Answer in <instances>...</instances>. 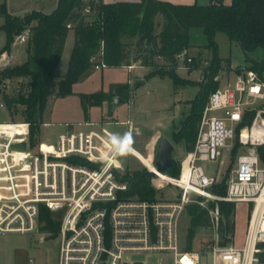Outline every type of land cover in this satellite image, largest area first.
<instances>
[{
    "label": "built area",
    "instance_id": "built-area-1",
    "mask_svg": "<svg viewBox=\"0 0 264 264\" xmlns=\"http://www.w3.org/2000/svg\"><path fill=\"white\" fill-rule=\"evenodd\" d=\"M24 40L23 33L17 34L13 45ZM5 54L0 73L12 66L13 56ZM11 79L5 78L3 86ZM263 101L264 78L250 68L213 91L180 174L156 171L155 154L148 156L153 168L145 169L156 172L150 185L156 190L178 188L175 196L156 194L152 199L128 194L120 156L111 158L110 122L73 124L55 142L36 146L30 142L28 122L0 123V234L41 233L43 240L52 236L41 230L45 208L61 222L54 235L61 239L59 264H203V258L206 264H264V164L258 150L264 146ZM120 123L130 125L129 133L134 129L130 121ZM7 124L18 129L7 133ZM236 139L248 151L237 155L226 179L227 192L219 195L213 188L224 180L232 160L224 151L233 153ZM200 162L218 163V168L208 174ZM206 200L216 201L209 209L215 238L200 251L188 249L182 216L187 205L205 206ZM220 200L253 204L241 243L235 237L221 242ZM140 255L156 261L135 258Z\"/></svg>",
    "mask_w": 264,
    "mask_h": 264
},
{
    "label": "trees",
    "instance_id": "trees-1",
    "mask_svg": "<svg viewBox=\"0 0 264 264\" xmlns=\"http://www.w3.org/2000/svg\"><path fill=\"white\" fill-rule=\"evenodd\" d=\"M91 14L87 21L85 10ZM0 15L5 18L1 27L7 41L0 50V56L11 51L17 34L29 29L28 58L20 64L5 68L0 73V93L11 115L16 107H25L23 116L30 124V142L39 143V133L43 124V115L49 98L56 94L65 97L74 93V85L97 68V66L123 67L134 63L150 70L149 76H170L176 86L198 85L197 95L189 101L190 110L185 114L179 127L173 131L172 138L182 143L186 151H191L196 143L198 129L210 94L220 87L215 77L228 65L230 71L240 72L239 66L232 68V60L220 55L216 35L225 33L242 48L248 68L264 74V54L257 58L258 49L264 50V0H211L207 5H179L163 0L116 1L104 0H59L51 13L34 10L23 17L9 13L6 3L0 5ZM162 18V30L158 33V19ZM35 25L30 26L32 22ZM201 29L206 47L212 49V57L204 68L205 81L198 82L182 77L178 71L192 73L200 68V62L192 57L193 30ZM70 30L75 31V45L71 53L67 72L58 79L57 69L62 60ZM191 59V62L188 60ZM225 62V64H223ZM30 78L28 90L11 96L1 88L5 78ZM131 85L127 82L112 83L109 92L81 93L86 108L101 106L121 96L130 99ZM253 117V113L251 114ZM240 148L237 142L233 157ZM264 164V146L258 148ZM232 157V158H233ZM181 161L174 159L170 174L178 176ZM143 172L126 171L123 176L128 180V194L140 198L152 199L157 190L150 185ZM219 195L227 192L226 183L213 188ZM214 208L216 201H210ZM220 210L219 234L223 244L233 240L236 233L234 202L217 201ZM253 204H250V210ZM210 208L199 203L187 205L189 215L187 248L192 249L193 239L200 227L211 226ZM42 231L54 236L61 222L54 220L49 210L43 209Z\"/></svg>",
    "mask_w": 264,
    "mask_h": 264
},
{
    "label": "rangeland",
    "instance_id": "rangeland-1",
    "mask_svg": "<svg viewBox=\"0 0 264 264\" xmlns=\"http://www.w3.org/2000/svg\"><path fill=\"white\" fill-rule=\"evenodd\" d=\"M25 0H0V5L8 3L10 8L15 10L18 3ZM172 4H200L207 5L211 0H163ZM226 3H231V0H225ZM35 0H30L28 5L36 4ZM16 5V6H15ZM85 15L90 21L91 14L89 10H85ZM26 16V15H25ZM3 22V17L0 15V25ZM157 31L162 30L163 20L158 19ZM24 32V31H23ZM22 32V33H23ZM216 40L219 44L220 55L222 57L230 58L234 65L245 67L247 65L245 54L241 46L231 40L225 33L219 32L216 35ZM5 34L0 33V49L5 42ZM193 48L190 49L192 57H195L200 62V68L193 71L191 74L186 70H179L178 73L192 81L203 82L205 81L204 68L209 64L212 57V49L206 47L205 36L201 29L193 30L192 38ZM72 47L67 49V55L62 60L58 69V79L63 77L67 72L69 60L71 56ZM16 52V58L12 60V66L20 65L26 58V43L20 42L18 46L12 47L9 53ZM8 52V51H7ZM263 49H258L255 53L256 56H262ZM224 61L223 64H225ZM150 70L141 66H136L134 69L129 70L127 67H97L86 76L83 80L74 85V93L65 97H57L56 94L52 95L43 115V122L50 123V127L42 126V132L39 133V142H55L59 137V133L66 132L73 128V124L85 122L86 120L110 122L107 126L114 134L123 135L129 133V124H121L120 122L130 121L134 129L131 132L133 139V151L124 156H120V160L124 167V172L131 173L143 172L145 165L151 167L150 154H155L158 138L161 135L167 136L173 141L176 146L174 158L182 160L187 152L182 143H176L172 134L180 122L184 119L185 114L190 110L189 101L193 100L197 95L200 87L198 85L176 86L170 76H149ZM228 65H225L224 70L220 72L219 81L220 86L224 87L229 82L234 80V76L229 73ZM230 75V77H229ZM131 82L130 99L121 105L114 106L112 101H105L101 106H90L88 109L84 105L81 93L93 92H109L112 83ZM145 80V82H140ZM30 78L28 77H15L12 78L7 86H1L5 92L11 96L17 95L20 91L26 92L28 90ZM3 96V95H2ZM1 100V94H0ZM1 103V102H0ZM4 107L0 106V122H25L23 116L24 106L18 105L16 107V114L11 115L5 103ZM114 115V116H112ZM67 124L69 126L67 127ZM3 128L11 129L9 132L13 134L15 125L7 124ZM231 143V140L228 141ZM237 144V139L235 140ZM239 148L238 153L233 157L231 149L225 150L224 155L232 158L229 168L226 172L224 180L221 182L226 183L227 176L230 174L231 169L236 163L237 155L247 152L248 148L244 150ZM205 171L210 174L218 168V163L200 162ZM220 184V183H219ZM154 189L155 187L152 186ZM178 188L173 185H168L165 188L158 189L157 194L166 196H175ZM203 200V199H202ZM235 223L236 233L235 242L241 243L244 239L248 218L250 216V205L246 203H235ZM201 205V204H200ZM204 205L208 208L210 203L206 200ZM203 206V205H201ZM203 206V207H205ZM189 226V215L185 212L181 220V230L184 236H187ZM45 232V231H44ZM44 234L31 233V234H0V264H20L22 253L27 257H22L28 264H59V249L61 239L59 236H46L45 240H41ZM215 238V229L211 225L209 227H200L196 231L193 239V250H202V246L210 243ZM188 244V240H187ZM135 258L147 260L149 262L156 261V257L147 258L144 255ZM32 259V262L30 261ZM203 264H206V258H203Z\"/></svg>",
    "mask_w": 264,
    "mask_h": 264
},
{
    "label": "crops",
    "instance_id": "crops-1",
    "mask_svg": "<svg viewBox=\"0 0 264 264\" xmlns=\"http://www.w3.org/2000/svg\"><path fill=\"white\" fill-rule=\"evenodd\" d=\"M58 1L59 0H35V2L34 3H36V4H31V5H28V3L30 2V0H25L24 2H22V3H18L17 4V6H16V8H15V10L13 9V8H10V6H9V4L8 3H6L7 4V7H8V11H9V13L10 14H12L13 16H19V17H24L25 15H27L28 13H31L32 11H34V10H38V11H44V12H46V13H51L52 11H54L55 9H56V7H57V5H58ZM106 3H112V2H116V1H139V0H104ZM226 2V1H225ZM179 5H186V4H179ZM3 17V16H2ZM5 23V18L3 17V22L1 23V25H0V33L2 34H5V40L7 41V36H6V33L3 31V30H1V27L3 26V24ZM36 24V22L34 21V22H32V24L30 25V26H33V25H35ZM23 34H24V36H25V40L24 41H22V42H25L26 43V58H25V60L23 61V63L27 60V58H28V53H27V48H28V42H29V29H26L24 32H23ZM75 40H76V37H75V31L74 30H70V32H69V34H68V37H67V41H66V46H65V50H64V54H63V57H62V60L66 57V55H67V49H68V45H69V47H72V50H73V48H74V45H75ZM6 41L4 42V44L2 45V48L5 46V44H6ZM20 43V42H19ZM18 43V44H19ZM18 44L17 45H12V47H16V46H18ZM1 48V49H2ZM0 49V50H1ZM72 50H71V53H72ZM5 53H8V54H10V55H12L13 56V61H14V59L16 58V52L14 51L12 54L11 53H9V52H4L1 56H0V62L3 60V59H5L6 58V56H7V54H5ZM263 56V55H262ZM262 56H256L258 59L259 58H262ZM71 57V56H70ZM222 57V56H221ZM224 58V57H223ZM62 60H61V62H60V64L62 63ZM70 61V60H69ZM247 62V61H246ZM60 64H59V66H58V69H59V67H60ZM135 64V67L136 66H140L139 64H137V63H134ZM232 68H236V67H238V66H236V65H234L233 64V62H232ZM123 67H127V66H123ZM141 67H143V66H141ZM240 67V66H239ZM249 67V65H248V63H247V65L245 66V67H240V68H248ZM144 68V67H143ZM58 69H57V75H59L58 74ZM127 69L129 70V73L131 72V70L127 67ZM134 69V68H133ZM230 74H232L233 76H234V78H235V74H236V72L235 71H230L229 72ZM59 77V76H58ZM229 77H230V75H229ZM263 78H264V74H263ZM140 82L142 83V81L140 80ZM127 83H130V85H131V82H130V79L127 81ZM1 94V93H0ZM0 106L1 107H4V102H3V96H2V94H1V100H0ZM263 103H264V101H263ZM112 116H114V115H112ZM86 121H91V120H86ZM85 121V122H86ZM0 123H3V122H0ZM46 126V127H50V123H48V122H43V124L41 125V129H40V133L42 132V126ZM5 129V131L7 132V133H10L9 131L11 130V129H6V128H4ZM63 132H61V133H59V135H61ZM58 135V136H59ZM58 139V138H57ZM56 139V140H57ZM133 147V146H132ZM41 240L43 241V238H41ZM22 255L23 256H21V259H20V264H28L27 262H26V260L24 261V259H25V257H27V255L24 253H22ZM22 257H24V259L22 258ZM30 261L32 262V259H30Z\"/></svg>",
    "mask_w": 264,
    "mask_h": 264
},
{
    "label": "water",
    "instance_id": "water-1",
    "mask_svg": "<svg viewBox=\"0 0 264 264\" xmlns=\"http://www.w3.org/2000/svg\"><path fill=\"white\" fill-rule=\"evenodd\" d=\"M26 22V16L23 17ZM145 82V80H142ZM126 100L121 96H115L113 98V105L118 106L124 103ZM176 146L171 139L165 135H161L158 138L156 151L154 155V161L156 166V171L163 174H170L171 168L174 164V154ZM156 172L145 169L142 173V177H148L150 180L155 177Z\"/></svg>",
    "mask_w": 264,
    "mask_h": 264
},
{
    "label": "clouds",
    "instance_id": "clouds-1",
    "mask_svg": "<svg viewBox=\"0 0 264 264\" xmlns=\"http://www.w3.org/2000/svg\"><path fill=\"white\" fill-rule=\"evenodd\" d=\"M108 144L110 147L111 158L116 156L128 155L133 151V139L131 133L111 134L109 136Z\"/></svg>",
    "mask_w": 264,
    "mask_h": 264
},
{
    "label": "bare ground",
    "instance_id": "bare-ground-1",
    "mask_svg": "<svg viewBox=\"0 0 264 264\" xmlns=\"http://www.w3.org/2000/svg\"><path fill=\"white\" fill-rule=\"evenodd\" d=\"M247 135H248V132L247 131H245L244 132V138H246L247 137ZM150 168H153V166L151 165V167ZM160 175V174H159ZM263 198H264V196H263Z\"/></svg>",
    "mask_w": 264,
    "mask_h": 264
}]
</instances>
